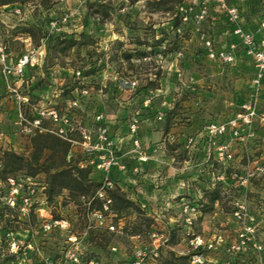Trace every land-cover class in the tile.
Instances as JSON below:
<instances>
[{"label":"rangeland","instance_id":"rangeland-1","mask_svg":"<svg viewBox=\"0 0 264 264\" xmlns=\"http://www.w3.org/2000/svg\"><path fill=\"white\" fill-rule=\"evenodd\" d=\"M165 1L162 9H157L154 0H14L6 4L21 5L25 11L20 17L7 14L6 10L0 14V33L14 53L45 42L46 55L37 73L29 70L21 85L14 79L9 82L17 94L29 98L21 107L25 115L33 117L35 108L54 107L64 111L77 99L79 104L70 109L73 120L80 110L87 112L90 114L88 124L91 123L93 131L94 115L102 113L101 122L114 139L116 151L117 139L124 136L131 141L129 126L134 120L139 139H144L147 132L143 125L152 120V155L143 151L144 142L139 146L142 160L139 153L133 151L134 146L129 152L136 155L132 159L137 163L132 166V171L135 168L137 173L136 184L148 183L149 178L156 177V185L145 184L147 192L160 189L167 180H172L169 183L175 188H183V192H173L168 197L165 192L162 200L159 190L155 195L158 205L153 207L144 198L145 205L142 206L131 186L122 190L117 184L125 197L133 202L117 212L121 232L88 226L78 197L71 196L68 189L48 198V202L52 217L66 219L69 226L66 230L55 228L47 236L37 230L40 221L36 216L27 223L18 220L15 212L0 208V264H18L22 256H26V264H43L42 255L51 258L55 264H62L64 256L57 247L63 244L67 232L80 236L79 256L83 261L93 258L98 264H131L133 246L148 244L152 230L166 238L160 247L159 264L181 255H186V264H198L191 262L190 256L195 250L189 245L188 230L213 244L211 249L201 250L206 258L203 264H248L259 254L254 252L251 242L245 253L233 254L227 250L242 226L233 216L236 200L247 203L248 213L253 217L249 223L254 240L262 246L259 257L264 259V127L255 121L250 128L242 130L243 141L231 138L228 132L214 137L215 142L227 141L231 146L233 157L225 161L216 156V146L208 147L206 129L212 122L225 123L243 112L242 106L248 102L258 113H264V86L257 90L252 87V69L247 61L231 65L205 58L198 61L194 55L198 47L195 40L170 28L174 21L172 12L180 0ZM71 12L73 15L67 21L61 20L65 13ZM52 20L58 21L59 30H49ZM27 28L33 31L27 33ZM81 32L87 37L72 47L60 43L62 38L56 36L78 37ZM158 38L162 41L156 45ZM123 51L133 54L130 62L123 58ZM76 70L81 71L79 78L75 75ZM132 82L134 85L129 90L126 86ZM81 88H87L89 93L81 96ZM16 98L15 92L0 77V133L5 137L0 141L2 164L5 151L25 158L31 152L32 136L22 134L16 123ZM127 101L129 106L125 104ZM44 122L52 126L48 121ZM72 136L80 139L78 131ZM190 138L192 141L189 142ZM48 154L49 151H45L40 160L46 159L44 165ZM67 158L77 164L86 157L82 147L73 144ZM121 162L125 166L131 164L125 159ZM40 168L23 162L7 174L33 175L47 185L48 174ZM167 168L173 169L170 176ZM233 172H249L250 175L241 184L232 177ZM114 174L118 176L117 171ZM213 189L219 190V199L211 204ZM193 197L198 199L200 215L188 227L177 215L180 208H168L166 204ZM164 199L166 204H159ZM8 230L13 232L15 240L39 245L43 254L8 252V242L3 236ZM111 246L116 250H111Z\"/></svg>","mask_w":264,"mask_h":264},{"label":"built area","instance_id":"built-area-1","mask_svg":"<svg viewBox=\"0 0 264 264\" xmlns=\"http://www.w3.org/2000/svg\"><path fill=\"white\" fill-rule=\"evenodd\" d=\"M10 8V11H9ZM249 8V12H247ZM25 9V6H24ZM10 12V15L21 16L24 14L21 5H2L0 14L3 11ZM30 11V9L26 10ZM73 13H65L61 18L67 21ZM173 17H178L179 23L174 28L178 34L190 36V40H195L198 46L194 55L200 60L205 58L223 65H231L239 60L247 61L251 68L250 83L257 90L264 86V0H180L174 8ZM1 22V20H0ZM58 21L52 20L49 23V30H59ZM46 55L45 42L37 46H31L21 53H14L7 46L5 39L0 33V77L4 79L7 87L15 92L17 96L16 123L19 131L27 136L36 133L52 132L63 139L70 141L71 145L79 144L82 147V154L86 157L78 161L79 168H89V178L97 183L90 193L78 195L79 205L82 207L88 226H94L104 231L121 232L118 224V213L113 208V200L110 192L117 188V179L114 172L125 171L126 166L117 155L114 139L108 134L106 127L102 124V113L94 115V130H86L81 127L78 121L73 120L70 109L79 104L77 99L71 101L66 109L61 110L54 107L35 108V115L28 118L22 111V105L28 103L27 95H19L15 88H10V80H22L27 69L41 66ZM77 78L81 76V71L76 70ZM134 82L126 86L132 89ZM81 96L87 95V88H81ZM244 111L229 119L225 123H210L207 125L208 147L216 146V156L219 160H230L233 151L227 141L215 142L214 137L228 132L230 137L244 140L243 129L250 128L255 121L264 127V113H258L256 107L251 103L242 106ZM50 125H45L44 121ZM131 143L133 151L139 153L140 141L135 134L137 129L134 120L130 126ZM78 131L80 139L69 138V134ZM264 137V130H262ZM3 133H0V141L4 140ZM192 139H189V142ZM215 152V151H214ZM209 155V153H208ZM70 156V150L68 157ZM97 172V175L91 173ZM249 172H233L232 177L241 182H246ZM46 183L36 180L33 175H13L3 173V164L0 160V208L15 212L18 220L30 223L32 216H36L40 221L36 226L43 235H49L53 229L66 230L69 223L63 218H53L46 194ZM168 208H180L177 214L183 222L190 227L192 222L200 215L198 199L193 197L185 201L183 198L169 201ZM233 216L241 223V229L237 233L236 239L227 249L233 254L247 252V244L252 243L254 252L260 254L262 246L255 242L253 231L249 221L253 217L248 213L245 200H236ZM34 229V228H32ZM33 231V230H32ZM189 245L195 250L190 256L192 263L203 264L206 258L202 254V249H211L213 244L206 241L199 234H194L189 230ZM8 242L7 251L10 253H20L27 255L30 253L43 254V250L36 243L31 241L22 242L13 237V232L8 230L3 233ZM138 236V235H136ZM150 242L148 244L134 245L131 251V264H159L160 247L166 238L156 231H151ZM80 236L72 232H67L64 236L63 244L57 248L64 256V263L72 264H98L93 258L82 260L79 256ZM0 247L2 248L1 242ZM115 251L116 247L111 246ZM256 256L248 264H264V259ZM25 257L22 256L18 264H26ZM43 264H55L46 255L41 256ZM62 263V264H64ZM228 264V263H226Z\"/></svg>","mask_w":264,"mask_h":264},{"label":"trees","instance_id":"trees-1","mask_svg":"<svg viewBox=\"0 0 264 264\" xmlns=\"http://www.w3.org/2000/svg\"><path fill=\"white\" fill-rule=\"evenodd\" d=\"M12 1L14 0H0V5L9 4ZM154 2H156L157 9H162V6L166 3L165 0H154ZM167 9L168 8L166 7V10ZM173 18L174 21L170 25V28L174 29L178 25L179 19L178 17ZM25 30L27 33L33 31L32 28H27ZM56 36L62 38L60 43H65L66 47L79 45L84 42L87 37L82 32L79 33L78 37H76V35L73 36L66 34H58ZM156 40V45H159L162 41L161 38ZM122 55L128 62H130L133 57V54L130 51H123ZM72 134L73 133L69 134V138L71 139L74 138ZM70 146V141L63 139L52 132L46 131L36 133L31 137V152L28 158L11 151L4 152L3 173L7 174L8 172L14 171L16 166L23 162L29 164V166H41L43 169L40 168V170L45 171L48 174L46 194L49 199L58 194L62 189H68L70 195L73 197H78L79 194L87 191H93L97 183L89 178L90 169L79 168L76 163H72L71 160L67 158ZM45 151H49V154L47 155V163L44 165L46 159H43V161L40 160ZM110 195L113 200V208L117 212L133 205V202L127 199L125 194L118 187L111 191ZM217 199H219V190L213 189L210 195V203L213 204ZM186 260V255H181L178 257H172L171 260L168 262L165 261L163 264H186Z\"/></svg>","mask_w":264,"mask_h":264},{"label":"crops","instance_id":"crops-1","mask_svg":"<svg viewBox=\"0 0 264 264\" xmlns=\"http://www.w3.org/2000/svg\"><path fill=\"white\" fill-rule=\"evenodd\" d=\"M248 11L247 12H249V8L247 9ZM76 29H74V30H71V31H75ZM196 57V56H195ZM196 59H198L197 57H196ZM198 61H199V59H198ZM239 61H244V60H239ZM238 62V61H237ZM40 66H36V67H33V68H29V69H27V72H26V74H25V76L24 77H27L28 76V71L29 70H33V71H35V73H37L36 72V70H38V68H39ZM252 69V68H251ZM40 70V69H39ZM48 73L49 74H52V72H49L48 71ZM58 73L60 74V72L58 71ZM32 78H33V76H32ZM15 80V79H14ZM13 80V81H14ZM16 81V84H18V85H21L22 84V82H23V80H15ZM18 85H17V87H18ZM26 88H28L27 86H26ZM125 104L127 105V106H129L130 105V102L129 101H127V102H125ZM128 108V107H127ZM129 110H130V108H128ZM79 114H78V116L76 117V121H78V123H80V125H81V127H83L84 129H86V130H91L92 128H91V126H90V122H89V124H88V116H90V114H88L87 112L85 113V112H83V110H80L79 112H78ZM93 120V119H92ZM152 121V120H151ZM151 121H149V122H146L144 125H143V127L142 128H144V130H146L147 132H146V134H145V137H144V139H142L141 137V139H139V141L141 142V143H143L144 142V144H143V146H142V148H143V151L146 153V154H149V155H152V153H153V141H152V123H151ZM148 133H149V135H148ZM131 140V139H130ZM117 142H119L118 143V146H117V152H118V155H119V159H120V161H122V160H124L125 159V161H127V162H129V163H131L130 165H127L126 166V170L125 171H120V170H118L117 171V174H118V176L116 175V179H117V184H118V186L122 189V190H124V188L128 185V186H131L132 187V193H135V196H136V198H137V200H138V202L142 205V206H144L145 205V203H143L142 201H143V199L144 198H146V203L148 202V204L149 205H152L153 207H155L156 205H158L156 202V192H158L159 190L162 192V195L160 196L161 197V199L163 200V196L165 197V195H164V193L166 192V193H168V195H167V197L171 194V193H176V194H182V192H183V188H181V187H179V186H177V188H175L174 186H172L169 182H172V180H167L166 182H168V183H164L163 185H162V187L160 188V189H152V191L151 192H147L146 190H147V186L145 185V184H148V183H152V184H154V185H156V183H157V179H156V177H152L153 179H148L149 180V182L147 183V182H145V184H136L137 183V176H136V172H134V171H136L135 170V168H133V170L134 171H132V166H134L135 164H137L136 163V161L135 160H133L132 161V159H134V158H136V155H134V154H131L130 155V150H131V148L133 147V145H132V143H131V141L130 142H128V138H126V137H122L120 140H118L117 139ZM128 143H130L129 145H128ZM150 158H151V156H150ZM130 159H131V161H130ZM150 161V160H149ZM124 162V161H123ZM146 163V162H145ZM148 163H151V161L150 162H148ZM126 165V164H125ZM130 168V169H129ZM166 172L168 173V176H170V174H172L173 173V169L170 171V169L169 168H167V170H166ZM94 174L95 175H97V172H94ZM120 174V175H119ZM155 174H151L150 176H154ZM170 177H168V178H165V179H169ZM152 180H154V181H156V182H152ZM175 180H177V179H175ZM151 185V184H150ZM149 186V185H148ZM177 189V192L175 191ZM135 191V192H134ZM148 194V195H147ZM145 200V199H144ZM169 200V199H168ZM166 199H164V202H161V203H159V204H161V205H164V204H166ZM154 209V208H153Z\"/></svg>","mask_w":264,"mask_h":264}]
</instances>
